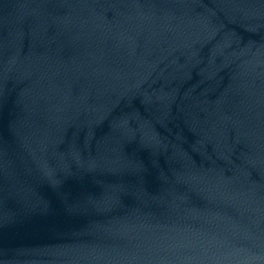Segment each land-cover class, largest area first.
Segmentation results:
<instances>
[{
	"label": "water",
	"instance_id": "water-1",
	"mask_svg": "<svg viewBox=\"0 0 264 264\" xmlns=\"http://www.w3.org/2000/svg\"><path fill=\"white\" fill-rule=\"evenodd\" d=\"M0 264H264V0H0Z\"/></svg>",
	"mask_w": 264,
	"mask_h": 264
}]
</instances>
